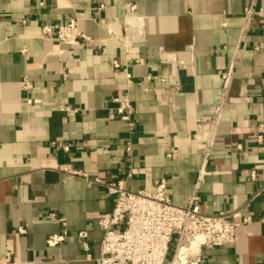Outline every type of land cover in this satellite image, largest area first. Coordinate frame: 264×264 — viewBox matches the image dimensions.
<instances>
[{
	"label": "crops",
	"instance_id": "crops-1",
	"mask_svg": "<svg viewBox=\"0 0 264 264\" xmlns=\"http://www.w3.org/2000/svg\"><path fill=\"white\" fill-rule=\"evenodd\" d=\"M201 167L202 210L251 217L203 264H264V0H0V264H93L105 182L185 205Z\"/></svg>",
	"mask_w": 264,
	"mask_h": 264
},
{
	"label": "built area",
	"instance_id": "built-area-1",
	"mask_svg": "<svg viewBox=\"0 0 264 264\" xmlns=\"http://www.w3.org/2000/svg\"><path fill=\"white\" fill-rule=\"evenodd\" d=\"M127 11L133 5L126 4ZM246 16L253 12L252 5L244 8ZM55 30L59 42L73 43L89 37L77 31L75 19L66 24L46 26L45 31ZM230 72H222L224 86H227ZM179 83L168 78V88L176 89ZM224 93L218 96L216 121L223 102ZM115 112L122 120L133 127L131 105L127 98L118 99ZM256 141L261 140L255 134ZM210 142V138L207 139ZM202 167L197 174L196 183L187 197L185 205L170 200L166 181L155 182V190H130L119 181L105 182L104 186L112 198L110 212L98 218L102 236L97 255L92 257L93 264H203L202 247L226 245L234 240L238 224L248 222L249 215L241 216L236 209L206 213L201 208V196L198 190L202 177ZM253 175V174H252ZM264 194V182L257 191ZM49 217L61 220L50 212ZM64 233L50 234L46 241L49 245L63 240ZM78 236L87 248L86 234L79 231Z\"/></svg>",
	"mask_w": 264,
	"mask_h": 264
}]
</instances>
